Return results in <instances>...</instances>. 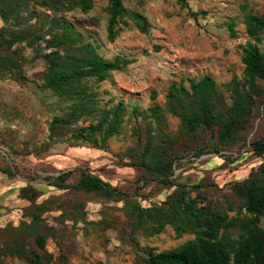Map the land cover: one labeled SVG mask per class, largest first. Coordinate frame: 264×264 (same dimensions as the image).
<instances>
[{"label": "rangeland", "instance_id": "374dc122", "mask_svg": "<svg viewBox=\"0 0 264 264\" xmlns=\"http://www.w3.org/2000/svg\"><path fill=\"white\" fill-rule=\"evenodd\" d=\"M55 3L0 0V169L14 173L12 178L0 173V264H30L33 253L38 256L33 264H144L148 251L174 250L194 238L189 232L178 235L169 224L158 228L151 213L138 216L139 209L166 207L163 202L178 185L198 206L237 216L232 187L261 162L251 143L264 138L262 84L247 124L227 143L217 140V128L196 134L183 128L179 106L168 95L208 75L223 96L219 107L230 105L228 85L245 79L242 50L256 43L246 33L244 15H261L264 0H122L149 28L141 33L125 16L113 41L107 40L108 0H93L86 13ZM260 39L256 44L264 53V30ZM56 42L70 56L89 50L128 64L104 81L84 79V102L68 100L43 88L44 57L64 54ZM75 101L89 104L90 113L51 134L53 119L69 116ZM113 111L121 123L102 149L78 138L82 128L87 137L90 125L106 116L110 121ZM104 131L105 126L90 137L100 145ZM147 146L148 152L159 147L174 158L172 185L137 166ZM67 172L62 189L50 186ZM84 174L114 193L78 189ZM21 187L34 188L37 198L22 201ZM260 226L264 229V218ZM37 236L44 238L43 247Z\"/></svg>", "mask_w": 264, "mask_h": 264}, {"label": "trees", "instance_id": "16d2710c", "mask_svg": "<svg viewBox=\"0 0 264 264\" xmlns=\"http://www.w3.org/2000/svg\"><path fill=\"white\" fill-rule=\"evenodd\" d=\"M55 4L63 7L67 5L69 10L79 8L86 13L92 9L93 0H56ZM107 11L109 15L107 40L109 41L117 37L120 24L126 25V22H121L125 16L133 20L139 32L146 33L149 28L146 18L139 13L129 12L122 0H108ZM244 24L248 37L259 43L260 32L264 30V10L261 15L245 14ZM228 30L231 35H234L232 24L228 25ZM256 43L248 42L242 50L245 79L242 83L234 79L228 85L230 105L219 107L218 102L224 104L223 96L208 75L196 82L190 80L188 89L183 85L178 88L173 87L168 97L172 103L179 106L178 114L182 119L183 128L192 134H196L203 128H217V140L220 143H227L245 127L253 112V96L259 94L260 84L264 92V53L260 51ZM56 46L64 54L55 51L44 57L47 69L43 88L68 100L76 99L84 102L82 96L85 91L81 86L84 79L94 78L98 82L104 81L110 72L118 71L128 64L119 57L112 61L104 60L91 54L89 50L83 54L84 56H70L66 54L64 44L56 42ZM82 102L73 103L69 116L53 119L51 134L55 129L69 126L82 115L90 113L87 109L89 104ZM111 114L110 121H107L108 116H106L101 118L97 125H90L87 128L89 132L87 137H82L85 130L82 128L77 135L78 138H82L96 149H102L106 140L116 135L121 123L116 111ZM104 126L106 131L99 145L96 138L90 135L94 136L95 133L101 132ZM145 148L140 161L136 162L137 166L153 174L160 184L172 185L170 177L173 175L174 158L168 159L167 153L159 147L151 152H148V146ZM251 148L254 154L261 158V162L256 172L232 187L233 197L237 201V216L229 217L227 213L210 204L198 206L197 200L188 196L184 185H178L179 189L167 196L163 202L166 207L139 209L140 219L143 215L147 216L151 213L149 218L160 229L169 224L178 235L186 232L194 235L192 240L174 250L158 253L148 251L144 264H264V229L260 226V220L264 218V138L252 142ZM217 151L218 149H215L214 152ZM197 155L195 153V156ZM0 173L7 177H14V173L9 169H0ZM69 173L58 176L60 183H51L50 186L62 189V183ZM77 188L109 196L115 190L91 174L82 175ZM36 194L37 191L32 187H21L19 197L28 203L37 198ZM35 217L33 216V219ZM233 233L235 237L228 236ZM35 242L40 247L44 246L42 236H37ZM19 254L23 255L21 251ZM32 256L31 259L27 258L30 264L37 262L38 259L36 254L33 253Z\"/></svg>", "mask_w": 264, "mask_h": 264}]
</instances>
